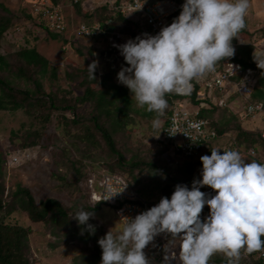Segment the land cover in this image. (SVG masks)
<instances>
[{"label": "rangeland", "instance_id": "obj_1", "mask_svg": "<svg viewBox=\"0 0 264 264\" xmlns=\"http://www.w3.org/2000/svg\"><path fill=\"white\" fill-rule=\"evenodd\" d=\"M73 1L58 0L54 3L52 0H0L15 15L11 27L0 40V52L5 55L9 54L12 62V54L17 50L36 48L47 58L49 65L55 68L56 76L54 78L50 77L49 73L41 78L45 95L55 93L57 99L67 100L63 101L62 105L74 104L73 110H52L50 119L45 123L41 122V114L46 112L44 109L33 115L26 113L23 109L0 110V149L4 155L1 182L4 185V202L10 199L16 186L20 185L30 191L35 203L46 198H55L64 206L72 208L74 205L80 206L85 202H88V205H93L88 201V198H78L79 195L85 193L83 182L89 173L109 172L122 176L130 175L125 171H110L105 165L114 161L116 156L108 155L99 133L94 138L99 142H96L97 144L91 143L93 141L91 139L89 141L83 139L82 136L86 131L81 122L91 117L94 110L89 102L75 103V97L83 92V87L77 86L82 78L80 75L83 71L88 72L86 67L93 60L98 61V67L95 70L97 75L99 77L107 76L106 85L120 84L117 81V73L122 66L127 67V64L119 49L113 45L119 44L120 40L116 35L123 34L124 28L127 26L117 18L113 22V19H107L105 26H101L105 16L111 13L114 15L113 0H80L78 1L80 10L75 7ZM123 1L120 0V2ZM175 3L179 8L180 5ZM183 3L184 0L181 4ZM104 6L108 11L101 9ZM51 7L58 10L59 16L63 20L65 25L63 32L55 31L47 20V9ZM126 18L141 26V23L133 16ZM245 22V31H241L239 38L234 37L231 43L235 52L239 44L252 45L251 58L253 60V52L264 49V0H249ZM81 25L92 30L93 34L78 35L76 29ZM109 26L113 28L108 29ZM128 28L131 29L130 26ZM51 34L57 36L53 37ZM0 74L7 77L16 88L32 87L23 78H16L8 72H0ZM120 85L127 89L131 99L128 88L123 84ZM211 91V89L208 91L212 96L209 99L210 104L226 107V115L229 112L235 114L242 129L253 130L256 128L259 124L257 116H247L244 119L239 116L244 108V97L235 94L225 105L218 106L217 102L219 99H223V96ZM174 98L176 99V97ZM179 102L185 106L189 105V109H193L188 101L179 100ZM130 106L132 110H135L130 115L133 117L130 127L128 130L117 132L114 135V140L116 148L123 152L126 160L132 159L143 163L141 168H135L131 173L132 176H128V178L134 183L135 186L131 185L134 189H140L138 190L140 197L148 204L151 200L155 201L160 198V192L166 184L167 177L200 179L202 164L199 158L201 155H210L211 148H220L221 151L233 149L236 130L231 123L228 125L227 132L217 135L211 140L204 147L200 156L182 159L169 151H163L164 146L162 142L158 141L160 132L152 128L151 122L154 118L143 117L141 115L143 109L138 108L134 100H131ZM61 115L70 119L77 118L79 124L75 126L71 121H68V125H64L65 122ZM213 115L214 118H217L219 112ZM28 129H39L41 132L39 147H25L31 150L30 159L24 158L26 155L19 153L23 150L22 135ZM16 153H18L17 160H14L13 156ZM82 155L83 157L80 158ZM258 156L264 159L261 148H259ZM80 159L82 164L77 162L75 167L81 169L85 177L77 179L78 175L70 167V164L71 161L76 162ZM149 164H155L158 168L152 169ZM189 164L193 165L192 168ZM134 178H137V183ZM93 213L94 218L90 219L104 231H108L111 227L121 226L115 210L109 205L102 204L101 208ZM6 220L10 223L16 222L30 227L29 258L31 264H72L73 257L85 249L83 242L77 238H71L68 242L62 243L63 237L51 234L46 223L31 221L27 214L21 210H15ZM86 247L91 249L92 243L88 242ZM242 256H245L244 252ZM150 259L152 260L151 264H164L157 262L152 257Z\"/></svg>", "mask_w": 264, "mask_h": 264}, {"label": "clouds", "instance_id": "obj_2", "mask_svg": "<svg viewBox=\"0 0 264 264\" xmlns=\"http://www.w3.org/2000/svg\"><path fill=\"white\" fill-rule=\"evenodd\" d=\"M248 8L249 0H184L179 15L157 34L113 45L127 64L117 81L128 88L138 108L155 113L154 130L163 129L168 94H190L193 80L234 56L231 41L246 27ZM253 60L264 70V49L254 51ZM97 67V60L86 67L93 79ZM199 159L200 179L191 188L177 184L170 198L162 196L135 217L124 216L122 226L111 227L98 239L100 264H151L144 249L161 233L170 236L164 264H209L216 253L225 254L227 264H240L242 250H264V163L220 148ZM203 186L215 195L202 192ZM205 205L209 214L201 220ZM72 218L94 233L95 226L88 223L93 212L81 209ZM177 245L178 255L173 250Z\"/></svg>", "mask_w": 264, "mask_h": 264}, {"label": "trees", "instance_id": "obj_3", "mask_svg": "<svg viewBox=\"0 0 264 264\" xmlns=\"http://www.w3.org/2000/svg\"><path fill=\"white\" fill-rule=\"evenodd\" d=\"M54 3L58 0H52ZM180 7L175 13H173L169 22L171 23L181 11L182 0H174ZM80 2H75V7L80 10ZM101 9L103 11H108L105 6ZM112 10V9H111ZM114 11V10H112ZM114 15L111 13L105 16L101 22V26H105V20L113 19L112 22L117 18L123 23H126L127 28H124L123 34H129L132 37H136L138 34L139 25L137 22L126 18L119 12L114 11ZM15 15L12 11L3 3L0 2V40L3 34L11 27ZM131 27V29L128 28ZM113 27L109 26L108 29ZM242 31H245L243 29ZM129 32V33H128ZM56 37V34H51ZM237 50L233 57L226 58V60L231 62L240 63L242 68L252 67L257 71V80L252 87L251 98L256 102H259L264 109V70L257 67V64L252 60L251 53L253 51V46L249 44H239ZM118 51V49H117ZM222 60L218 63L221 64ZM0 72H8L16 78H23L26 83L30 84L32 87L26 88H16L11 81L0 74V110L15 111L18 109H23L28 114H37L39 110H46V112L41 114V122L45 123L50 118V113L52 110H73L74 104L62 105L63 99H57L55 93L46 94L43 91L41 78L46 76L48 73L50 77H55V68L49 65V61L41 53H39L36 48H22L17 50L12 54V62L10 55H5L0 52ZM82 78L77 84V86L83 87V92L81 95L75 97V103L89 102L94 110L93 115L87 120H83L81 124L85 127L86 133L82 136L83 139L89 141L93 140L91 143L98 142L94 138L99 133L102 137L103 144L107 149L108 155L116 156V159L111 163L105 164L110 171H125L129 172L132 176V171L135 168H141L143 163L134 161L132 159L126 160L123 152L116 148V142L114 140V135L122 130H128L130 127L133 117H131V99L127 93V89L117 83H110L106 85L107 76L99 77L97 72H94L95 79L91 78L89 73L83 71L80 75ZM77 77V76H74ZM79 77V76H78ZM199 85L194 84L191 93L184 98L192 103L193 105H198L202 101H209V98H201L198 94ZM173 98H179L181 96H175V94H168ZM168 107L171 104L170 98L166 96ZM208 102V103H209ZM227 110L226 107H217L212 105L211 108H201L199 111V116L207 119L210 126L216 131L217 135L226 133L228 125L233 123L235 126L236 134L234 137L233 149L239 150L241 155L245 157L246 160H256L258 162L264 163V159L258 156L259 148L262 149L264 154V139L260 137V132L258 128L255 129H242L239 125L238 118L233 113L225 114ZM168 108L161 120L165 118L168 113ZM216 112H219L218 117L214 118ZM143 117H155V113L147 112L143 110L141 112ZM35 118L37 116H34ZM64 120V125H68V121H71L75 126L79 124L77 118H66L65 115H61ZM161 132V131H160ZM41 132L39 129L26 130L22 135L23 148L25 147H39ZM161 142L160 139H158ZM99 143V142H98ZM97 144V143H96ZM163 144V151H167L166 145ZM254 149L257 156L251 157L249 155V150ZM83 155L80 157L82 158ZM187 161V160H186ZM193 162V160H190ZM4 162L3 151L0 149V264H31L29 258L30 245H29V234L30 227H25L19 223H10L6 219L15 210H21L25 212L28 218L33 222H44L51 230V234L63 237L62 243L68 242L71 238H77L82 241L85 245V249L73 257L72 264H100L101 259V248L97 241L99 238L103 237L107 231L102 230L94 221L91 219L88 223L95 226L94 233L90 234L87 228L83 225H78L77 221L72 218V216L83 209L85 211H97L101 208L100 203L88 205V202L81 204L80 206L74 205L72 207L64 206L55 198H46L40 200L39 203H35L34 198L30 191L21 187L16 186L15 191L10 196L7 202L3 201L4 185L1 182L2 177V163ZM82 164V160H76L72 162L70 167L74 169V172L78 175L77 179H82L85 177L81 169L76 168V163ZM152 169L158 168L155 164H149ZM192 168L193 165H190ZM124 176L132 186L134 183ZM61 179L62 177L59 176ZM194 179H178V178H168L166 184L162 187L160 192V198L171 197L172 192L177 184L187 185L189 188L192 186ZM135 183H137V178H134ZM209 186H203L200 189L207 188ZM137 190H140L137 188ZM80 193L82 194L81 190ZM84 197L87 199V195L83 193L79 195L78 198ZM159 199L155 201H150V205L154 206L159 202ZM61 240V239H60ZM92 243V248L88 249L86 247L87 243ZM88 251V253H87ZM244 250H242V253ZM242 256L240 264H264V250L253 252ZM150 261V257L146 255ZM209 264H227V258L223 253H216L213 255L209 261Z\"/></svg>", "mask_w": 264, "mask_h": 264}, {"label": "built area", "instance_id": "obj_4", "mask_svg": "<svg viewBox=\"0 0 264 264\" xmlns=\"http://www.w3.org/2000/svg\"><path fill=\"white\" fill-rule=\"evenodd\" d=\"M78 1L80 0L73 2ZM113 3L115 11L126 17L133 16L135 20L141 23L137 36L145 33L150 35L157 34L162 27L170 24V16L178 9V5L173 0H124L123 2L113 0ZM47 14V20L53 29L57 32H63L65 25L59 16L58 10L51 7L47 9ZM76 32L78 35L93 34V31L84 25L77 27ZM116 36L120 40L119 44L125 43L128 39L135 38L128 34H117ZM256 80L257 71L254 68H242L240 63L225 60L221 64H217L214 72L193 80L192 83L193 86L194 84L199 85L198 94L201 98L207 97L210 99L211 94L208 92L209 89L214 94H222L223 99L218 100V106L225 105L230 97L235 94L244 97V108L239 116L242 119L247 116H257L259 124L256 128L259 129L260 137L264 139V109L259 102L251 98L252 87ZM232 88L234 90H231ZM167 96L170 98L171 104L168 107L169 112L162 121L161 142L166 145L167 151L182 159H192L197 155L200 156L204 147L217 137V133L210 126L209 121L199 116L201 108H211L213 104H210L209 101H202L198 105H193L188 101L191 104L190 106L193 107V109H189V105L185 106L179 102V100H186L184 96L187 95L175 94V96H181L176 99L171 95ZM203 102H205V105H203ZM30 151L29 148H23L19 153L20 155L25 154L24 158H29L31 156ZM249 155L251 157L255 156V150L250 149ZM17 156L18 153L13 156V159L17 160ZM83 186L88 201L92 204L100 203L111 206L115 210L121 226L125 220L124 216L135 217L140 212L152 207L150 203H146L140 197L141 195L138 190L134 189L122 175L111 174L109 172H101L99 174L89 173L84 179ZM200 190L210 196L215 195L214 190L210 187ZM115 192L118 193L110 199L101 200ZM208 214L209 208L205 205L201 213V220ZM169 240L170 236L166 234L161 233L157 235L144 249L145 254L159 263H164L165 247L169 244ZM173 250L178 255L179 246L177 245ZM261 255L263 256L264 253H261Z\"/></svg>", "mask_w": 264, "mask_h": 264}]
</instances>
